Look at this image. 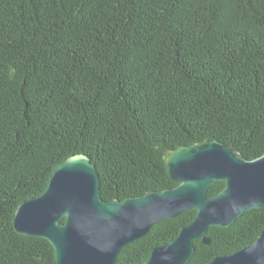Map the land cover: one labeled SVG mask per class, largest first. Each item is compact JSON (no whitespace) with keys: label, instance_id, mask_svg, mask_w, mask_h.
<instances>
[{"label":"trees","instance_id":"trees-1","mask_svg":"<svg viewBox=\"0 0 264 264\" xmlns=\"http://www.w3.org/2000/svg\"><path fill=\"white\" fill-rule=\"evenodd\" d=\"M208 139L264 155V0H0V264H54L13 220L68 158L88 156L101 198L123 201L176 187L165 153ZM195 216L153 225L115 264H143ZM263 229L264 208L211 227L189 264Z\"/></svg>","mask_w":264,"mask_h":264},{"label":"water","instance_id":"water-1","mask_svg":"<svg viewBox=\"0 0 264 264\" xmlns=\"http://www.w3.org/2000/svg\"><path fill=\"white\" fill-rule=\"evenodd\" d=\"M163 161L176 187L104 201L90 158L72 156L54 169L42 195L17 207L14 230L48 241L54 264H115L118 253L153 225L194 210V220L143 263L189 264L194 242L209 244V228H227L244 213L264 208V155L246 160L234 147L208 139L169 150ZM217 182L223 190L207 197ZM208 264H264V229L249 247Z\"/></svg>","mask_w":264,"mask_h":264}]
</instances>
